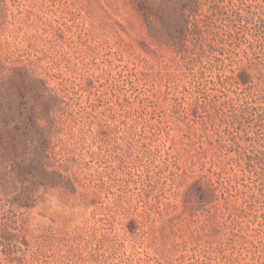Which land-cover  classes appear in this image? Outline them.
<instances>
[{"label": "rangeland", "instance_id": "374dc122", "mask_svg": "<svg viewBox=\"0 0 264 264\" xmlns=\"http://www.w3.org/2000/svg\"><path fill=\"white\" fill-rule=\"evenodd\" d=\"M197 20L182 58L131 0H0L47 170L25 205L0 185V264H264V0Z\"/></svg>", "mask_w": 264, "mask_h": 264}, {"label": "trees", "instance_id": "16d2710c", "mask_svg": "<svg viewBox=\"0 0 264 264\" xmlns=\"http://www.w3.org/2000/svg\"><path fill=\"white\" fill-rule=\"evenodd\" d=\"M169 1L173 11L170 18H166L158 0H131V4L148 35L165 44L175 56L184 58L188 50L185 40L193 34L192 28H200L198 11L209 0H177V4L175 0ZM31 88L42 97L39 85ZM25 89L26 85L19 86L12 80L0 86V161H8L10 165L7 170L1 162L0 185L18 187L19 191L11 200L19 205L31 200L40 182L38 174H43L42 178L47 180L43 153L38 151L43 147V139L37 107L29 101Z\"/></svg>", "mask_w": 264, "mask_h": 264}]
</instances>
